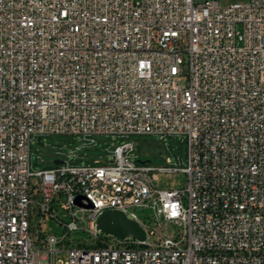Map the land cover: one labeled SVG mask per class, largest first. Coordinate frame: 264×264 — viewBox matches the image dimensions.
Wrapping results in <instances>:
<instances>
[{
    "label": "built area",
    "instance_id": "2783aa9c",
    "mask_svg": "<svg viewBox=\"0 0 264 264\" xmlns=\"http://www.w3.org/2000/svg\"><path fill=\"white\" fill-rule=\"evenodd\" d=\"M51 135H184L188 165L140 164L127 142L34 172ZM178 171L186 188L157 187ZM108 210L145 241L98 230ZM87 211L91 242L62 248ZM0 264H264V0H0Z\"/></svg>",
    "mask_w": 264,
    "mask_h": 264
},
{
    "label": "rangeland",
    "instance_id": "374dc122",
    "mask_svg": "<svg viewBox=\"0 0 264 264\" xmlns=\"http://www.w3.org/2000/svg\"><path fill=\"white\" fill-rule=\"evenodd\" d=\"M198 2L203 0H197ZM223 6L235 3H244L247 0H219ZM189 68L185 66L182 77V85L188 84ZM96 143L74 135H51L44 137H34L31 141V162L34 172L43 169H50L56 166L55 161H68L71 165H94L108 164L111 160L110 151L117 145L131 142L134 147V161L150 160L154 166H169L177 169L186 168L188 165L189 138L184 135L168 136L160 139L156 136L133 135L125 137L95 136ZM59 152V155H58ZM77 154V157H75ZM167 159L171 160L168 163ZM188 175L182 171L176 173L159 174L156 185L164 190L184 189L188 185ZM61 212V211H60ZM136 213L140 219L151 226H157L154 211L151 208H137ZM89 215L87 212L77 213L78 230L70 233L62 248L76 246L80 243H90L91 235ZM61 219L70 222L72 219L69 214L62 213ZM44 234H55L62 236L66 229L56 220L47 218L44 223ZM167 237H173L177 229L168 224L164 228ZM59 258L67 260L66 253H60Z\"/></svg>",
    "mask_w": 264,
    "mask_h": 264
},
{
    "label": "water",
    "instance_id": "95a60500",
    "mask_svg": "<svg viewBox=\"0 0 264 264\" xmlns=\"http://www.w3.org/2000/svg\"><path fill=\"white\" fill-rule=\"evenodd\" d=\"M140 164H150V160L141 161L138 160ZM64 162L61 160H56V165H61ZM83 197L77 199V203L82 205ZM92 207V205H88ZM97 229L102 233L111 235L118 239H125L129 236H133L139 241H145L146 232L144 229L135 221L129 219L126 214L117 210H108L103 212L97 219ZM144 247V245H141Z\"/></svg>",
    "mask_w": 264,
    "mask_h": 264
}]
</instances>
